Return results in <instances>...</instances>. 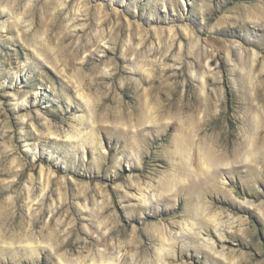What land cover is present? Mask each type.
<instances>
[{
  "label": "rangeland",
  "instance_id": "obj_1",
  "mask_svg": "<svg viewBox=\"0 0 264 264\" xmlns=\"http://www.w3.org/2000/svg\"><path fill=\"white\" fill-rule=\"evenodd\" d=\"M78 89L95 129L70 141ZM191 124L230 164L222 194L197 143L195 182L182 165ZM171 234L166 264H264V0H0V264H159Z\"/></svg>",
  "mask_w": 264,
  "mask_h": 264
},
{
  "label": "bare ground",
  "instance_id": "obj_2",
  "mask_svg": "<svg viewBox=\"0 0 264 264\" xmlns=\"http://www.w3.org/2000/svg\"><path fill=\"white\" fill-rule=\"evenodd\" d=\"M4 12H6V9L4 10ZM126 56L129 58V59H133L134 57V51L132 50V48L128 47L126 49ZM211 59V55H207L204 59V61H206V64L209 65V61ZM201 64V63H200ZM105 70V69H104ZM107 74V73H106ZM181 78V75H177L176 76V82H175V92H178V89H179V79ZM205 85V84H204ZM205 87V86H204ZM138 90V89H137ZM77 94H78V97L79 99L81 100L82 102V105L84 107V111H85V115L83 117V121H86L87 124H88V127L91 129L90 132L88 130L84 131V132H81V133H76L75 135L73 136H67V138L70 140V141H82L84 140L85 138H88V136L90 134L93 133L94 129H95V121H94V109L92 107V102L91 100L86 96L84 95L79 89L77 90ZM174 97V96H173ZM188 95L186 96V101H183L182 99L181 100H176L174 101L173 99V102H176L175 103H171L170 105L172 106H181L183 109H190L192 108V104L190 103L192 100L190 98H188ZM188 100V101H187ZM182 103V104H181ZM195 106V105H194ZM256 115V114H255ZM255 117V116H254ZM146 120V119H145ZM156 122L154 121V119L152 120L151 117L147 118V120L143 123V125L141 126L142 128L144 127H148V126H152L153 124H155ZM214 123V122H213ZM156 125V124H155ZM215 126V124H214ZM174 127V126H173ZM197 127H195L194 125L192 126L191 124V127L188 129H184L182 128L181 131H188L189 132V140L185 142L183 141V135H179L178 136V139L181 141H179L180 143H177V147H178V150L182 153L181 155V158H182V165L184 166L185 170L189 171L188 173H196V168H195V164L197 163V159L196 161H194V159L192 158V149L194 147V145L197 143V152H199V155H198V158H199V165L198 168H199V171L197 172H202V174H206L208 176H211V180L210 181H202L200 184L203 186V184H208L210 183L212 185V187H214L215 189L217 188V185L219 183V169L220 167H230V164L229 162H224V161H221L219 156L216 155L217 152L214 151V148L211 146L209 147L204 141H200V140H197L198 138V130L196 129ZM212 129V127H211ZM146 131V130H145ZM144 131V132H145ZM186 138V137H185ZM184 138V139H185ZM177 139V138H176ZM188 139V138H187ZM199 141V142H198ZM226 141V139H225ZM251 141V140H250ZM252 142V141H251ZM227 145H229V139L227 140ZM210 145V144H209ZM250 145V143H249ZM254 146V145H253ZM255 147V146H254ZM249 149V148H248ZM257 149V148H256ZM255 148H252L250 150H248V152L246 153L245 156H243L244 158H242L243 160H241L242 162H249V161H252L255 159L256 155L258 154L257 153V150ZM259 151V150H258ZM197 165V164H196ZM195 169V170H194ZM200 174V175H202ZM190 175V174H189ZM205 175V176H206ZM194 178V182L198 179H196L195 177H197V174L195 175V177L192 175L191 178ZM199 177V176H198ZM118 179V178H116ZM206 180H207V177H206ZM209 180V179H208ZM183 181H180V179H175L174 181H172L170 183V185L167 183V185L164 186L165 190H170V192H174L176 191V189L178 188L179 186V183H181ZM190 182V181H189ZM192 182V181H191ZM186 183V181H185ZM198 184V183H197ZM191 197L193 198L194 197V194H197V192H195V188H196V184L195 183H191ZM220 186V185H219ZM218 186V187H219ZM46 189H42V194L44 195ZM216 191V190H215ZM167 192V191H166ZM194 192V193H193ZM217 192L219 194H222L224 193V191L220 188H217ZM142 202H144L146 205H148L149 203H151V198L147 195V194H143L142 195ZM159 198V197H158ZM197 203V202H196ZM188 205L190 204L191 206L194 207V204L193 201L190 203L188 202L187 203ZM196 210V216L199 215V213L201 212L202 208L200 205H197L195 207ZM203 212V211H202ZM196 227H197V223L196 222H191L190 225H187L186 228L184 229V233L185 234H189V233H192L194 236H198L200 235L197 230H196ZM122 232V233H121ZM121 232H119L120 234H123L124 233V229L121 230ZM184 234V235H185ZM91 235L95 236L96 237V244L97 246L99 247V252L101 254H103L104 252L102 251V249L105 247L106 245V241H105V237H106V234H103L100 232V227H94V231L91 230ZM183 236V234H171V236L169 238H164V246L161 250L158 251L157 253V262H159V264H166L164 262V259L166 256L172 254L171 250L169 247H166V243L168 244H174L177 243L180 239H182L181 237ZM72 244V243H71ZM69 245V244H68ZM207 246H210V250L214 251V248L209 245V243L207 244ZM28 247L30 249H33V245L32 243H30L28 245ZM52 250H53V247L50 245L49 246ZM113 248V247H112ZM111 257L109 258V261L108 263L109 264H120L118 263L120 261V252H117L116 249L114 248L113 249V252L110 253ZM184 258V255L181 254L179 256V259H183ZM61 259V258H60ZM61 261V264L62 263V259L60 260ZM121 264H136L134 263V259L132 258L131 260H126V262L124 263H121Z\"/></svg>",
  "mask_w": 264,
  "mask_h": 264
}]
</instances>
